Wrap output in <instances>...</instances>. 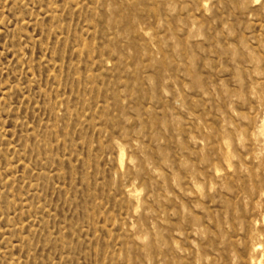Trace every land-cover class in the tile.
I'll return each instance as SVG.
<instances>
[{"label": "rangeland", "instance_id": "1", "mask_svg": "<svg viewBox=\"0 0 264 264\" xmlns=\"http://www.w3.org/2000/svg\"><path fill=\"white\" fill-rule=\"evenodd\" d=\"M263 120L264 0H0V264H264Z\"/></svg>", "mask_w": 264, "mask_h": 264}, {"label": "bare ground", "instance_id": "2", "mask_svg": "<svg viewBox=\"0 0 264 264\" xmlns=\"http://www.w3.org/2000/svg\"><path fill=\"white\" fill-rule=\"evenodd\" d=\"M264 121V120H263ZM264 123V122H263ZM261 125V124H260ZM264 125V124H263ZM262 131V130H261ZM122 155V154H121ZM120 155V156H121ZM122 163H123V157L121 156V159H120V166H122ZM134 187V186H133ZM133 192V191H132ZM132 192H131V194H132ZM262 223L264 224V217H263V220H262ZM255 236V235H254ZM258 241V240H257ZM261 245H260V243L259 242H257V243H254L253 244V246H251L252 247V250L256 253L257 252V250L259 249V247H260ZM263 250V249H262ZM258 264H262V260L260 261H258L257 262Z\"/></svg>", "mask_w": 264, "mask_h": 264}]
</instances>
